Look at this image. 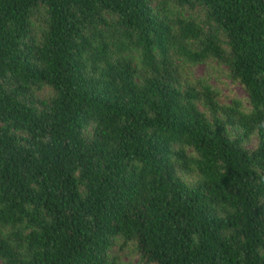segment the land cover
I'll return each mask as SVG.
<instances>
[{"label":"trees","instance_id":"obj_1","mask_svg":"<svg viewBox=\"0 0 264 264\" xmlns=\"http://www.w3.org/2000/svg\"><path fill=\"white\" fill-rule=\"evenodd\" d=\"M153 2L0 0L3 264H264V0ZM209 60L251 111L178 62Z\"/></svg>","mask_w":264,"mask_h":264},{"label":"rangeland","instance_id":"obj_2","mask_svg":"<svg viewBox=\"0 0 264 264\" xmlns=\"http://www.w3.org/2000/svg\"><path fill=\"white\" fill-rule=\"evenodd\" d=\"M163 6V0H154L153 8L155 11L160 12ZM172 9L175 13L179 14L184 19H195L202 25L206 24L208 11L202 6H197L195 9L180 8L178 5L172 4ZM45 18L39 16L34 19V36L37 39H41L43 32L46 29ZM133 57L137 59L138 54H134ZM184 70L185 76L188 81L195 83L199 81H207L213 86L220 94V104L230 106L235 100L241 101L246 110L251 111L252 105L250 97L243 85L239 80H235L228 66L221 64L215 60H209L207 63L190 65L182 61H178ZM40 99H48L54 96V91L51 89H45L42 93L38 94ZM202 110L204 108L201 107ZM259 145L258 137L251 139L247 144V148L255 150ZM123 240H119L113 249L111 250V257L115 258L118 264H142L139 253L137 252L136 245L130 244L128 247L123 248ZM0 264L3 261L0 259Z\"/></svg>","mask_w":264,"mask_h":264}]
</instances>
